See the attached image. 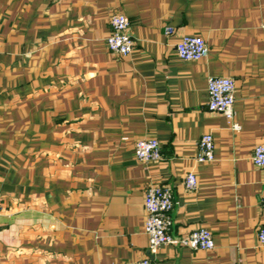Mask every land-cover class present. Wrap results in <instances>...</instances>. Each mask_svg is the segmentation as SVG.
<instances>
[{"label":"crops","instance_id":"1","mask_svg":"<svg viewBox=\"0 0 264 264\" xmlns=\"http://www.w3.org/2000/svg\"><path fill=\"white\" fill-rule=\"evenodd\" d=\"M117 13L129 56L107 47ZM186 35L208 58H179ZM211 77L234 79L233 121L210 112ZM205 134L215 161L200 164ZM143 138L162 160L136 158ZM263 142L264 0H0V264H264ZM157 184L174 193L173 233L207 228L213 250L151 252Z\"/></svg>","mask_w":264,"mask_h":264},{"label":"built area","instance_id":"2","mask_svg":"<svg viewBox=\"0 0 264 264\" xmlns=\"http://www.w3.org/2000/svg\"><path fill=\"white\" fill-rule=\"evenodd\" d=\"M130 20L123 13H117L111 20V33L107 39L108 49L121 56H129L135 46L131 36ZM174 30L169 28L168 34ZM210 48L204 38L196 35H186L177 44V54L183 61H201L208 58ZM236 84L234 79L228 77H211L208 81L210 112L224 115L230 121L234 120ZM234 130H239L238 124H233ZM216 142L212 134L202 136L198 144L196 161L200 164H209L215 161ZM136 158L145 164L162 160L161 143L156 138H143L135 143ZM252 161L257 168L264 171V142L254 149ZM1 166V165H0ZM186 187L196 190L199 180L195 173L186 176ZM264 206V194L262 198ZM175 198L172 189L164 185H151L145 196V209L147 218L144 233L148 237L150 250L156 253L161 246H174L189 248L197 251H211L215 248L213 234L207 228H199L184 236L175 235L172 231L174 225L173 211ZM1 210V207H0ZM258 241L264 246V223L258 231ZM134 264H157L155 260L145 258Z\"/></svg>","mask_w":264,"mask_h":264}]
</instances>
